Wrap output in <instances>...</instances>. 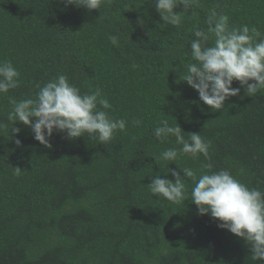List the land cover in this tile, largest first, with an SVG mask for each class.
Segmentation results:
<instances>
[{
	"label": "trees",
	"instance_id": "trees-1",
	"mask_svg": "<svg viewBox=\"0 0 264 264\" xmlns=\"http://www.w3.org/2000/svg\"><path fill=\"white\" fill-rule=\"evenodd\" d=\"M212 9L230 27H255L264 38V0H198L179 27L164 23L154 0H111L100 10L0 0V61L20 73L19 86L0 95V264H264L243 238L198 214L194 181H185L181 204L147 186L156 175L174 181L167 166L187 179L180 168L199 175L210 163L264 191V90L248 96L241 88L214 112L182 80L194 31L207 32ZM59 74L81 93L99 88L111 105L100 110L125 119L127 131L105 144L54 132L52 148L21 122L12 133L10 100L34 98L38 84ZM161 119L177 123L186 139L199 133L210 142V159L181 155L159 166L155 157L180 147L175 137H155Z\"/></svg>",
	"mask_w": 264,
	"mask_h": 264
},
{
	"label": "clouds",
	"instance_id": "clouds-1",
	"mask_svg": "<svg viewBox=\"0 0 264 264\" xmlns=\"http://www.w3.org/2000/svg\"><path fill=\"white\" fill-rule=\"evenodd\" d=\"M59 2L65 7L75 5L87 10H100L111 0ZM197 3L198 0H154L160 18L175 27L181 25L189 9L193 12ZM181 5L183 11L176 12L175 9ZM207 24V32L203 29L194 31L195 39L190 41L191 60L184 66L186 74L182 80L198 92L199 99L212 111H221L225 108V101L238 96L241 88L245 89L248 96H255L264 90V38H261L262 34L255 27H230L229 17L218 15L215 9L211 10ZM209 34L215 37L212 44H209ZM110 39L114 45L117 44L116 36ZM19 77L20 73L11 61H0V95L17 88ZM234 81L239 82L240 87H232ZM37 88L39 90L34 98L10 100L12 109L7 119L14 124L12 133H19L20 129L15 124L21 122L31 128L36 141L45 148H52L50 140L54 132L65 134L68 140L87 135L89 139H98L101 144H105L114 139L117 131H127L128 122L125 119L113 118L107 111L100 110L110 109L111 105L103 98L99 88L90 94L81 93L64 74H59L43 86L38 84ZM132 123L139 126L142 121L134 120ZM183 133L177 123L173 126L168 119L159 121L154 129L155 137L162 142L175 137L180 147L169 148L155 157L158 165L161 160L175 162L181 155L193 159L203 155L205 159H210V142L205 141L199 133H190L187 139ZM15 143L21 145L19 139ZM180 169L187 179H182L178 172L167 166V172L171 171L175 180L162 179L156 175L147 185L150 192L173 204H181L188 196L185 181H194L191 201L197 206L198 214L210 215L219 221V228L243 238L251 245V258L254 261L264 260V191L249 188L228 170L212 171L210 163L204 165L207 171H201L199 175L189 167Z\"/></svg>",
	"mask_w": 264,
	"mask_h": 264
}]
</instances>
